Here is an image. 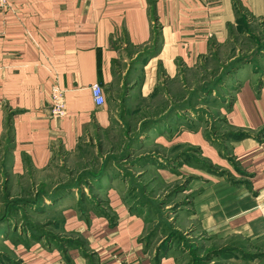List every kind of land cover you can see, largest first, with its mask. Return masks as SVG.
I'll list each match as a JSON object with an SVG mask.
<instances>
[{
	"label": "crops",
	"instance_id": "1",
	"mask_svg": "<svg viewBox=\"0 0 264 264\" xmlns=\"http://www.w3.org/2000/svg\"><path fill=\"white\" fill-rule=\"evenodd\" d=\"M9 2L0 11V172L21 175L30 165L45 173L57 151L75 152L91 131L111 129L122 101L131 114L141 108L161 120L150 130L155 142L191 148L193 160L176 157L194 176L189 220L216 241L238 237L264 252V77L236 83L220 135L203 126L175 130L176 115L169 118L171 100H184L187 73L227 45L239 19L264 21V0ZM55 82L65 91L62 118L50 111ZM94 84L103 88L102 106ZM106 184L102 214L79 212L69 196L46 201L61 218L59 232L6 242L12 264H178L148 248L140 209Z\"/></svg>",
	"mask_w": 264,
	"mask_h": 264
},
{
	"label": "rangeland",
	"instance_id": "2",
	"mask_svg": "<svg viewBox=\"0 0 264 264\" xmlns=\"http://www.w3.org/2000/svg\"><path fill=\"white\" fill-rule=\"evenodd\" d=\"M238 22L227 45L211 51L196 69L187 73L184 100H171L169 113L176 115L172 119L175 130L194 131L203 126L220 135L226 128L225 107L236 83L246 77H264V21ZM121 103L114 110L111 129L91 131L75 152L57 151L45 173L29 171L18 175L7 168L0 172V261L11 257L6 242L14 245L22 232L26 237H37V226L46 230L61 220L55 214L37 215V205H30L38 192H44L40 189L71 183L68 196L74 197L75 202L83 203V195H96L94 201L104 205L105 190L96 194V188L97 184L108 183L119 190L125 203H139L136 206L147 223L146 243L152 251L163 248L162 254H172L178 264H264L261 257L257 262V258H246L250 254L264 255L255 244L238 237L216 241L202 233L196 221L189 220L194 176L189 168H182L183 159L176 157L185 154L193 160L191 148L165 147L155 142V133L150 130L160 122L155 119L157 116L151 118V110L141 108L131 114ZM158 134L160 137L164 132ZM162 169L168 170L166 176L159 173ZM232 247L237 250L206 259L210 252Z\"/></svg>",
	"mask_w": 264,
	"mask_h": 264
},
{
	"label": "trees",
	"instance_id": "3",
	"mask_svg": "<svg viewBox=\"0 0 264 264\" xmlns=\"http://www.w3.org/2000/svg\"><path fill=\"white\" fill-rule=\"evenodd\" d=\"M149 5H150V7H151V12L153 13L154 12V3L153 2H149ZM198 67V66H197ZM196 67V68H197ZM195 68V69H196ZM194 70V69H193ZM192 71V70H191ZM195 76H197L196 74L194 75V77ZM197 79V78H196ZM174 116V113H173V111L172 112H170V114H169V118H172ZM161 121V120H160ZM54 158V157H53ZM7 158L5 157V159H4V163H6L7 162ZM53 162V161H52ZM52 164V163H51ZM51 167V165L49 166V168ZM6 168V167H5ZM29 171L31 172L32 171V168H31V166L30 165H26V170H25V173L24 174H26V173H29ZM12 173V172H11ZM23 175V174H22ZM79 185V184H78ZM72 187H73V184H67V185H62V186H57V187H54L55 189H53V191L51 192L50 191V189L49 190H42V189H40L39 191H44V192H38L37 193V198L35 199V201L32 203V204H30L31 206H36L37 205V215L39 214V213H45V214H47V215H45V216H49V215H51L50 214V210L48 209L47 210V206H46V201H48V200H51L53 203H56V202H58L59 200H61V199H63V198H66L67 196H68V192L72 189ZM105 187L101 184V185H99V184H97V191H96V194H98L99 193V191L100 190H103ZM49 191V192H48ZM81 193L80 194H82V191H80ZM81 196V195H80ZM95 197H96V195L95 196H93V197H86V196H84L83 195V197L81 196V199H83V203H82V201H79V203H77V202H75L76 203V206H77V209L79 210V212H83V213H85L84 211H83V209H85L87 206H88V208H89V210L91 209V210H94L95 211V213L96 214H102V213H104L105 211H97V209H102L103 210V207L104 206H108L109 205V202H108V199L106 200V204H104V205H98V202L97 201H94V199H95ZM73 198L74 197H71V199L73 200ZM80 199V200H81ZM73 201H75V200H73ZM86 202H88V204L86 203ZM127 204H129V205H138L139 203L138 202H135L134 204H130V203H127ZM87 209V208H86ZM55 226H58L57 228H58V232H59V230H60V226H61V220L59 221V223L58 222H54V223H51V226L49 227V229H46V230H43V227L42 228H38V226H37V235H39V234H44L43 236H45L47 239H48V236H49V238L50 237H53V234H51V232L49 231L50 229H52L53 227H55ZM45 229V228H44ZM49 232V233H48ZM9 233V232H8ZM20 234H22L21 235V237H18L17 238V242L15 243V245L16 244H18V243H22V242H34V241H37V237L35 236V235H33V236H28V237H26V235H25V232H22V233H20ZM43 238V237H42ZM50 239H52V238H50ZM146 240V239H145ZM162 250H164L163 248H161V249H159V250H156V256L157 257H162V256H164L163 254H162ZM236 251L237 249L236 248H223V249H221V250H215V251H213V254H211V252H210V254L208 253L207 255H206V259H209L212 255H214V256H218V255H223V254H226V253H228V252H231V251ZM11 252V251H10ZM10 255V254H9ZM260 255L259 254H257V255H252V254H250L249 255V257L248 256H246V258H250V259H252V260H254V259H256V258H258ZM176 259V258H175ZM12 263H14L12 260H11V257L9 256V257H6V260L5 261H3V260H1L0 261V264H12Z\"/></svg>",
	"mask_w": 264,
	"mask_h": 264
},
{
	"label": "built area",
	"instance_id": "4",
	"mask_svg": "<svg viewBox=\"0 0 264 264\" xmlns=\"http://www.w3.org/2000/svg\"><path fill=\"white\" fill-rule=\"evenodd\" d=\"M10 7L9 0H0V11H5ZM91 93L94 102L98 106L105 104V95L103 88L99 84L91 86ZM50 100H51V115L54 118H62L66 113L65 109V91L59 86L57 82L52 83L50 89Z\"/></svg>",
	"mask_w": 264,
	"mask_h": 264
}]
</instances>
